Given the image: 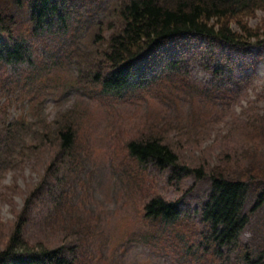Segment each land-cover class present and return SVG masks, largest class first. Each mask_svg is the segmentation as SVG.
<instances>
[{
  "label": "rangeland",
  "instance_id": "obj_1",
  "mask_svg": "<svg viewBox=\"0 0 264 264\" xmlns=\"http://www.w3.org/2000/svg\"><path fill=\"white\" fill-rule=\"evenodd\" d=\"M120 1L68 0L65 28L29 35L30 65L0 62V133L15 118L31 126L0 170V250L31 199L25 238L73 248L75 264H242L243 245L264 253V203L250 214L237 246L219 254L202 244L199 214L214 170L253 185L248 212L264 190V46L234 50L196 38L176 69L150 59L152 81L104 94L82 69L79 75V57L91 50L94 24ZM263 23L264 11L249 22ZM63 116L78 129L77 154L52 178V150L31 130L42 134L45 123ZM146 135L162 137L182 165L207 177L170 180L169 169L139 163L127 145ZM42 183L54 189V200L33 198ZM156 196L180 201L179 222L145 217V204Z\"/></svg>",
  "mask_w": 264,
  "mask_h": 264
},
{
  "label": "trees",
  "instance_id": "obj_2",
  "mask_svg": "<svg viewBox=\"0 0 264 264\" xmlns=\"http://www.w3.org/2000/svg\"><path fill=\"white\" fill-rule=\"evenodd\" d=\"M67 2L0 0V62L30 65L34 51L29 35L39 37L53 30L54 26L65 28L69 19L65 11ZM258 11H264V0H121L103 21L94 24L91 50L79 57L83 64L79 75L82 69L93 87L101 89L104 94H117L153 80L146 75L148 67L153 66L150 59H154L153 64L163 70L176 69L196 38H205L234 50L264 46V23L255 28L249 24ZM166 58L168 61L164 63ZM70 119L63 116L55 123H45L42 134L30 129L35 142L37 139L41 147L52 150L48 168L52 178L54 169L65 167L75 160L73 157L77 154L78 129ZM30 127L24 118H15L3 125L0 170L8 162L18 139L28 133ZM28 149L35 151L37 145ZM128 149L141 164H151L162 171L171 170L170 180H182L192 175L207 177L204 169L182 165L175 150L158 135L136 138L129 142ZM208 177L212 188L200 210V222L204 226L202 244L207 250L219 254L222 249L237 246L250 222L246 211L253 185L249 181L231 178L220 170L212 171ZM260 185L264 186V183ZM46 187L45 183L40 184L34 190L33 198L47 196L54 200V189L45 191ZM30 200L7 241L2 243L0 264H75L73 248L49 247L41 241L33 244L25 238L32 205ZM263 203L264 190L261 189L251 213ZM144 209L145 217L152 221L176 224L182 218L179 202L161 196L149 200ZM241 253L242 264H264V253H252L247 245L241 247Z\"/></svg>",
  "mask_w": 264,
  "mask_h": 264
}]
</instances>
